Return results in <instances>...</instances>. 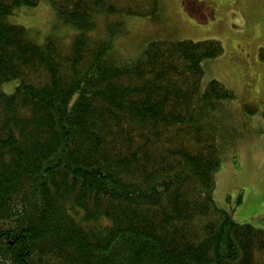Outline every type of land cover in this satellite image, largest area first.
Instances as JSON below:
<instances>
[{
	"label": "trees",
	"instance_id": "obj_1",
	"mask_svg": "<svg viewBox=\"0 0 264 264\" xmlns=\"http://www.w3.org/2000/svg\"><path fill=\"white\" fill-rule=\"evenodd\" d=\"M48 1L76 33L39 43L9 17L40 0H0V264H264V230L214 200L235 96L203 64L221 43L123 61L126 19L159 24L162 0Z\"/></svg>",
	"mask_w": 264,
	"mask_h": 264
},
{
	"label": "rangeland",
	"instance_id": "obj_2",
	"mask_svg": "<svg viewBox=\"0 0 264 264\" xmlns=\"http://www.w3.org/2000/svg\"><path fill=\"white\" fill-rule=\"evenodd\" d=\"M9 21L30 30L39 43L50 35L76 33L61 24L48 0L16 10ZM125 25L124 35L113 43L114 54L123 61L138 58L158 39L221 43L223 55L203 64V87L217 80L235 96L223 115L227 150L216 174L214 200L237 223L264 230V63L259 60L264 0H162L159 24L128 18ZM14 87L7 84L3 91L10 94Z\"/></svg>",
	"mask_w": 264,
	"mask_h": 264
}]
</instances>
